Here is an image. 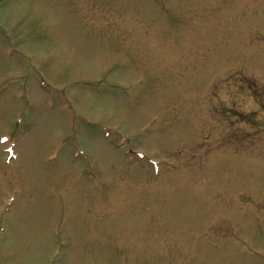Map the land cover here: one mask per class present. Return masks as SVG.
<instances>
[{"label":"rangeland","instance_id":"1","mask_svg":"<svg viewBox=\"0 0 264 264\" xmlns=\"http://www.w3.org/2000/svg\"><path fill=\"white\" fill-rule=\"evenodd\" d=\"M5 134L0 264H264V0H0Z\"/></svg>","mask_w":264,"mask_h":264}]
</instances>
